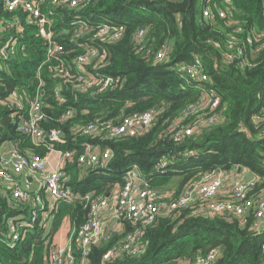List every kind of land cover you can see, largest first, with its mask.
I'll list each match as a JSON object with an SVG mask.
<instances>
[{
    "label": "trees",
    "instance_id": "16d2710c",
    "mask_svg": "<svg viewBox=\"0 0 264 264\" xmlns=\"http://www.w3.org/2000/svg\"><path fill=\"white\" fill-rule=\"evenodd\" d=\"M227 1L232 10L227 18L217 14V9L225 7L223 0H95L87 7L82 15L90 23L108 20L125 27L119 42L97 44L108 59V65L99 71L121 78L123 86L86 96L67 85L65 102L59 104L51 94L52 73L44 66L40 77L45 82L44 104L49 106L45 109L46 127L57 128L58 119L68 107L76 114L72 121L61 125L66 142L55 144V148L72 150L75 159L82 152V143L98 141L72 136L71 125L101 123L120 113L128 116L154 109L159 113L152 126L139 136L101 142L102 150L109 148L112 152L105 167L82 174L76 161L66 163L64 184L78 198L59 205L48 233L35 224L12 247L7 245L8 219L26 210L22 204L10 207L7 199L0 196V264H47L51 238L64 220H68L71 231L78 229L88 220L85 197L106 198L116 187L123 186L126 172L133 166L160 196L171 193L167 201L177 200L185 186L217 170L247 169L264 185V138L260 135L264 128V45L254 68H239L223 61L230 32L240 28L242 37L250 28L264 32L262 0ZM204 11H210L211 16L204 18ZM70 19L64 17L56 29L70 28ZM141 29L145 30L144 50L137 52L133 38ZM26 38V57L17 54L0 69V98L11 92L35 91L36 69L44 50L41 40H35L34 29L27 28ZM164 44L171 49L167 59L155 63L152 58H144L146 51L155 53ZM80 52L75 49L71 55ZM194 56L202 59L208 75L206 83L184 82L171 70L174 65L191 64ZM210 93L219 97L223 120L175 143L172 132L178 128L181 112ZM13 112V108L0 105V142L11 141L19 151L29 150L45 157L46 149L34 148L17 131ZM257 116L262 120L255 123ZM192 122L190 118L182 124ZM160 160H165L166 166L162 172H155L154 166ZM249 226L250 221L242 228L234 219H211L192 215L190 209L180 210L157 217L146 227L141 254L102 261L106 252L131 230L124 224L121 235L92 245L88 260L89 264H178L216 249L219 257L212 264H261L264 233L254 235Z\"/></svg>",
    "mask_w": 264,
    "mask_h": 264
},
{
    "label": "built area",
    "instance_id": "2783aa9c",
    "mask_svg": "<svg viewBox=\"0 0 264 264\" xmlns=\"http://www.w3.org/2000/svg\"><path fill=\"white\" fill-rule=\"evenodd\" d=\"M94 1L0 0V69L6 60L17 54L26 57L27 28L34 29L35 40H41L44 50V58L36 69L37 85L34 93L24 90L21 94L11 92L0 98L1 106L14 109L12 118H16L14 123L22 137L34 148L48 151L45 157H41L29 150L19 151L11 141L0 142V196L7 199L10 207L16 208L22 204L26 210V213L23 209L7 221V245L11 247L35 224L46 232V226L51 224L59 205L77 198L64 184L66 163L76 161L82 174L96 167H105L112 158V152L109 148L102 150L101 142L137 137L152 126L159 113L155 109L128 116L120 113L115 119L101 123L71 125L72 136L90 137L94 139L89 140L98 141L82 143V152L75 159L72 150L55 148V144H65L62 126L72 121L76 114L73 108L68 107L58 119L57 128L46 127L45 109L49 106L44 104L45 82L40 77L44 66L52 73L51 94L59 104L65 102L64 86L67 85L72 91L86 96L123 86L121 78L99 71L108 65V59L97 44L103 46L119 42L125 27L108 20L90 23L82 13ZM223 4V9H217L219 18H227L232 12L227 0H223ZM261 5L264 16V0ZM211 14L210 11H204L203 17L208 18ZM64 17L71 18L67 22L70 28L56 29L55 25ZM240 33V28L230 32L223 61L239 68H254L264 45V32L250 28L244 37ZM144 38V29L134 34L137 52H143ZM69 46L73 48L69 49ZM75 49L81 52L72 56ZM170 53V46L164 44L155 53L146 51L144 58H152L155 63L162 62ZM171 70L184 82L202 84L208 81L199 56H194L191 64L174 65ZM219 105V97L210 93L183 110L176 123L178 128L172 132L173 141L180 143L185 137L198 135L221 122L223 117ZM190 118L193 119L191 124H182L183 120ZM260 120L262 118L257 116L254 122ZM260 135L264 138V128L260 130ZM3 143L8 144L4 150ZM55 157L56 161L52 162ZM165 166L166 161L160 160L155 164L154 171L162 172ZM126 178L123 186L117 187L106 198L91 200L90 196L85 197L89 208L88 220L78 229L68 232L64 245H56L51 241L45 258L47 264H89L91 246L111 237L104 235V228L110 221L120 223L121 227L127 224L131 230L125 232L121 241L106 252L102 261L107 263L123 256H137L143 252L141 238L147 226L157 217L186 209H190L192 215L237 220L242 228L250 221L249 230L254 235L264 233V185L258 176L247 169L236 167L207 173L185 186L174 201H167L170 192L160 196L135 166L126 172ZM261 252V264H264V244ZM218 257L219 252L211 249L192 261L178 264H212Z\"/></svg>",
    "mask_w": 264,
    "mask_h": 264
},
{
    "label": "rangeland",
    "instance_id": "374dc122",
    "mask_svg": "<svg viewBox=\"0 0 264 264\" xmlns=\"http://www.w3.org/2000/svg\"><path fill=\"white\" fill-rule=\"evenodd\" d=\"M7 146H8V144L7 143H3L2 144V150H4V149H6L7 148ZM56 158L57 157H55L54 158V160L52 161V162H55L56 161ZM117 190V187L113 190V191H116ZM161 213H163V210H162V212ZM62 226V225H61ZM49 228H50V224H47V226H46V233H48L49 232ZM61 228V227H60ZM59 228V229H60ZM59 231V230H58ZM57 231V232H58ZM56 232V233H57ZM123 232V228L120 226V223H112L111 221L109 222V224H108V226H106L105 228H104V235H110V236H112L111 235V233H113L114 235L116 234V235H121V233ZM56 233H54V235H56ZM53 235V236H54Z\"/></svg>",
    "mask_w": 264,
    "mask_h": 264
},
{
    "label": "crops",
    "instance_id": "0c3cea01",
    "mask_svg": "<svg viewBox=\"0 0 264 264\" xmlns=\"http://www.w3.org/2000/svg\"><path fill=\"white\" fill-rule=\"evenodd\" d=\"M70 229L68 220H64L59 231L52 237V243L56 245H64L66 243V235Z\"/></svg>",
    "mask_w": 264,
    "mask_h": 264
},
{
    "label": "clouds",
    "instance_id": "9594fccd",
    "mask_svg": "<svg viewBox=\"0 0 264 264\" xmlns=\"http://www.w3.org/2000/svg\"><path fill=\"white\" fill-rule=\"evenodd\" d=\"M113 192V191H112ZM76 196V195H75ZM77 198H78V196H77ZM121 226V225H120ZM50 227H51V224H50ZM49 230H50V228H49ZM71 230L69 229V231L68 232H70ZM68 234V233H67ZM53 237V236H52ZM51 241H52V238H51Z\"/></svg>",
    "mask_w": 264,
    "mask_h": 264
}]
</instances>
